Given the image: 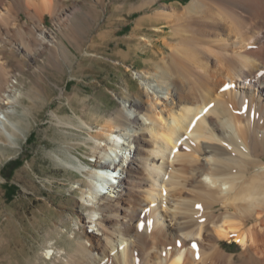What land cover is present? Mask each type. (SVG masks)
<instances>
[{
    "label": "bare ground",
    "instance_id": "6f19581e",
    "mask_svg": "<svg viewBox=\"0 0 264 264\" xmlns=\"http://www.w3.org/2000/svg\"><path fill=\"white\" fill-rule=\"evenodd\" d=\"M12 1L0 0L1 30L15 27ZM158 1L140 0L133 6L153 8L142 18L153 29L166 23L172 29L168 68L153 75L137 72L148 91L154 89L157 101L150 100L152 109L147 113L138 98L120 100L124 111L112 118L117 125H105L103 140L94 137L90 149L94 162L85 164L73 157L75 162L65 163L88 177L81 189L91 209L85 222L92 230H83L85 239L76 240L80 249L75 256L49 247L45 258L59 255L61 264H143L151 230L163 228L167 221L164 227L174 244L153 247L157 260L152 264H196L206 249L204 238L197 234L203 228L207 232L208 226L242 246L243 264H264V0H188L155 6ZM39 3L60 22L70 17L58 1ZM19 4L28 9L27 1ZM36 15L29 36L17 43L30 54L46 46L60 49L58 39ZM16 76L0 78V144L13 146L17 134H22L14 119L18 96L23 94L15 86ZM164 88L171 96L164 95ZM174 96L179 100L175 102ZM158 99L169 108L161 107ZM235 152L241 154L239 165L248 172L238 181L230 176L229 162L236 159L229 154ZM184 168L191 173L194 192L209 209L210 223L201 231L187 228L181 218L185 199L177 193L172 197L179 184L175 170ZM233 201L234 212L228 207ZM216 203L225 207L221 215L213 211ZM213 256L222 262L230 259L218 249Z\"/></svg>",
    "mask_w": 264,
    "mask_h": 264
},
{
    "label": "rangeland",
    "instance_id": "374dc122",
    "mask_svg": "<svg viewBox=\"0 0 264 264\" xmlns=\"http://www.w3.org/2000/svg\"><path fill=\"white\" fill-rule=\"evenodd\" d=\"M25 1L28 9L22 8L19 0L11 3L15 27L0 29V78L17 75L15 86L23 93L18 96L14 115L22 131L16 136L17 146L6 141L0 144V242H3L0 264H61L59 255L53 260L46 259L45 250L53 247L63 256L69 253L75 256L77 248L80 249L76 240L83 236L85 239L83 230H92L85 222L91 209L82 199L81 189L88 177L65 163L75 162L73 157L85 164L94 162L90 157L94 137L103 140L105 125H117L112 118L124 111L120 100L138 98L150 113V100L155 102L157 97L151 92L153 88L148 91L142 84L137 72L153 75L161 67L168 68L174 40L168 23L153 29L151 22H143V16L151 14L153 8L135 9L133 6L140 0H55L71 17L63 22L49 10L40 8V0ZM187 1L160 0L155 6L162 2L181 5ZM36 13L58 39L60 49L46 46L30 54L17 43L19 38L29 36ZM163 91L165 96H171L166 93L167 88ZM174 98L175 102L179 100L178 96ZM164 101H159V105L167 110L169 105ZM150 121L148 118L147 122ZM229 155L236 159L227 161L232 166L231 179H245L248 172L239 165L241 154ZM261 156L264 157V152ZM187 169L175 170L179 184L172 197L185 199L181 218L187 228L201 231L202 226L210 223L209 209L194 192ZM235 203H228L232 212L236 210ZM214 205L215 214L225 211L222 204ZM167 206L171 207V202ZM233 215L230 219L235 221ZM167 224L163 221V228L151 230L145 256L152 259L144 256L143 264L155 263L156 245L160 249L174 244L173 235L164 227ZM212 229L208 226L207 232L203 228L197 234L204 238L206 249L196 264L199 260L200 264H243L242 246ZM224 242L234 244L227 246ZM217 249L230 259L217 260L213 256Z\"/></svg>",
    "mask_w": 264,
    "mask_h": 264
},
{
    "label": "trees",
    "instance_id": "16d2710c",
    "mask_svg": "<svg viewBox=\"0 0 264 264\" xmlns=\"http://www.w3.org/2000/svg\"><path fill=\"white\" fill-rule=\"evenodd\" d=\"M234 243H226V242H224V245H227V246H232Z\"/></svg>",
    "mask_w": 264,
    "mask_h": 264
}]
</instances>
